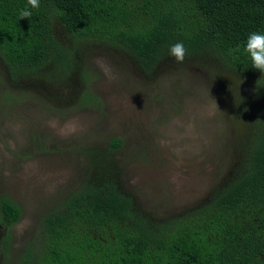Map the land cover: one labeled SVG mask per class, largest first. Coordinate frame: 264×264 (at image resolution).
Returning a JSON list of instances; mask_svg holds the SVG:
<instances>
[{
    "label": "trees",
    "instance_id": "16d2710c",
    "mask_svg": "<svg viewBox=\"0 0 264 264\" xmlns=\"http://www.w3.org/2000/svg\"><path fill=\"white\" fill-rule=\"evenodd\" d=\"M39 2L31 17L19 18L27 0H0V78L9 96L46 97L60 114L100 101L87 90L96 71L83 65L100 50L145 84L179 65L208 70L230 126L233 118L250 122L208 193L171 212L148 208L128 186L132 157L120 154L123 138L72 145L73 178L38 211L18 247L22 207L0 195V264H264V73L244 51L249 33L264 32V0ZM178 41L187 50L183 63L168 55ZM31 143L44 155L53 142L32 134Z\"/></svg>",
    "mask_w": 264,
    "mask_h": 264
},
{
    "label": "rangeland",
    "instance_id": "374dc122",
    "mask_svg": "<svg viewBox=\"0 0 264 264\" xmlns=\"http://www.w3.org/2000/svg\"><path fill=\"white\" fill-rule=\"evenodd\" d=\"M111 55L99 50L83 58V65L96 71L87 90L100 101L65 114L50 108L46 97L35 100L12 90L9 96L0 78V195L8 194L23 210L14 226L15 247L38 211L70 183L79 166L74 146L86 139L103 134L124 139L120 154L132 157L125 160L126 182L158 213L180 210L206 195L232 161L231 142L250 120L233 118L230 126L208 70L179 65L145 84ZM32 134L53 142L46 154L34 153Z\"/></svg>",
    "mask_w": 264,
    "mask_h": 264
},
{
    "label": "clouds",
    "instance_id": "9594fccd",
    "mask_svg": "<svg viewBox=\"0 0 264 264\" xmlns=\"http://www.w3.org/2000/svg\"><path fill=\"white\" fill-rule=\"evenodd\" d=\"M27 5L20 11L19 18H29L32 15L31 9L40 7L39 0H27ZM244 51L251 60V65L254 69H258L264 73V32L253 31L249 33L244 44ZM187 50L183 42H176L169 46L168 55L174 58L177 63H183Z\"/></svg>",
    "mask_w": 264,
    "mask_h": 264
}]
</instances>
